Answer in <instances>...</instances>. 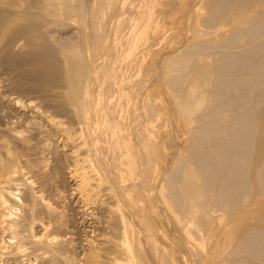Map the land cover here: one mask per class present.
<instances>
[{"label": "bare ground", "instance_id": "obj_1", "mask_svg": "<svg viewBox=\"0 0 264 264\" xmlns=\"http://www.w3.org/2000/svg\"><path fill=\"white\" fill-rule=\"evenodd\" d=\"M158 2L159 0H36L32 7L35 11H29L31 15L28 18H24V12H18L21 20L15 23L10 21L12 24L4 21V23L0 22V60L7 57V60L12 58L17 63H23V67H27L24 65L27 64L28 69L25 72L23 70L25 74L23 72L22 74L28 76L27 78L34 81L35 85L41 87V89L38 88L40 93L38 94L43 100L47 98L50 109L56 108L55 111H52L54 113H45L42 112L43 109L39 111L42 105L37 110L36 106L27 103L22 105L24 107L20 110L31 111L34 114L32 117L38 118V121L33 118L35 121L31 122V116L29 117L31 118L30 121L25 117L24 120L22 117L24 114L19 110L16 113L20 116H15V114L9 118L10 120L8 117L4 120L0 118V264H23L24 261H29L31 264H79L78 259L75 257V252L78 249L77 242H74L75 239L70 237L71 232L69 233L66 230V227L70 224H67L66 215L64 214V208L66 207H64V203L66 202L62 200V193H56L59 189L53 188L57 191H54L51 197L48 193L49 190H52L50 186L55 187L57 184L52 186L54 173L52 177L50 174L54 168L49 167L51 163L47 161L48 156L46 155H52L58 153V151L62 157L57 159H60V163H62L58 167L66 166V176L72 185L71 191L73 192L71 194L77 196L83 209L98 208L106 213H102L108 217V220H104V223L110 222L118 230V233H115L117 231L113 233L116 237L110 232L108 233L107 230L105 233L99 234L100 229H97L99 232L95 229L98 235H102L96 237V242L90 239H87V243L85 242L88 250L93 252V254L89 253L90 256L84 259L85 264H139L136 256L139 254L138 247L140 244L139 238L135 237L134 230L140 229L141 224H137L139 227L136 226V229H134L135 226L133 225L135 224L132 225L130 216L127 215L130 218L127 221L123 215L126 213L125 210L124 213L121 212L120 206L114 207V204L111 203V205L108 200L115 197L116 200L121 199L122 202L124 201L123 203L133 202V194L138 190L136 184L138 182L135 183L134 179H139L140 175H142L144 184H146L147 179V184L152 183H149L150 178L148 176L145 181L143 170H139L138 159L140 157L139 154H135L134 149L136 148L132 144V134L135 131L131 129L133 124L130 126V121H135L136 124L138 119L143 117V121L140 122L139 120L138 122V126L140 125L141 128V130L139 128L140 134L143 136L140 135L139 140L142 141L143 146L139 145V141L138 145L140 148L144 147L143 151L147 149L146 154L149 155H146L147 158L152 153L153 159L147 160L150 161V169L153 168L151 172H157L158 165L155 160L157 151V143L155 142L157 140L153 141V133L156 130L153 128L154 131L152 132L149 125L159 114L154 111L152 105L144 106L142 103L145 102H140L143 106L131 104V102H138L134 100V96L136 95L135 99H137L139 88L138 86V89L133 87L135 92L132 87L130 89L132 91L128 89L130 88L128 86L130 80H126L129 76H126L123 70L125 69V62L133 55L136 48L135 43L143 38V32L150 22V17L154 11L151 14L149 10ZM251 2L261 4L264 7V0H200L201 9L205 10L202 15L201 11L197 13V15H201L197 16L201 23L198 28L200 29L205 25L201 34L202 32L206 34L203 29L208 33L209 29L206 30V27L213 29L218 23H220L218 24L220 27L222 22L225 26L224 21L229 17L231 9L235 8L237 14L243 10L245 13V7L250 8ZM252 3L251 5L254 6ZM128 5H131V8L133 7L136 11L129 16L130 18L128 17L129 19L127 18L128 22L125 20L127 22L125 25L123 23L124 19L118 16L125 11ZM262 6L256 7L260 8ZM234 18L232 17V19ZM112 19L115 21H111ZM189 19L191 20V18ZM190 20L188 21L190 22ZM230 20L231 18H229L227 26L234 24ZM239 21L240 19L237 22L235 20L234 26H230L232 28L229 27L228 30L224 27H220L221 30L219 27L218 30L216 28V32L222 31V28L223 31L226 30L224 33L222 32L221 38H219L221 32L217 33L218 36L216 37L219 38L217 44H215L216 37H213L214 43H212L211 38L206 37L210 33L205 35L206 38H204V35L198 32L196 26L198 30L196 32L198 33L197 37L199 38L201 35L202 38L188 42L181 52L178 51V53L171 55L169 61H167L168 64L165 65L167 66V70L164 68L167 72L165 79L167 82L164 84H169L170 86L166 85V87H170L169 89L176 94L184 91V95L181 96L182 105H180V108L184 114L191 111L195 126L191 130L189 129L190 141L186 147V154L181 159H177V163L173 165L171 171L164 174V178L160 176L164 182H161L162 178H158L160 180L158 181L163 185L160 184V189L157 192L160 196L157 197L160 199L156 196L155 198L163 200L168 211L176 214V217L173 215L175 221L180 219V215L186 216L188 205L195 203L202 217L197 220L196 215H190L191 217L188 219L190 225H188V231H186L195 236L196 234L200 235L201 232L198 226L207 227L209 231V226L212 225L210 221L212 220L209 219L210 221L205 222L207 223L205 224L201 219L206 216L210 217V213L213 214L216 210L218 212L219 210H225L224 212L227 213L232 212L233 215L241 213L240 216L238 214V223L235 222L232 225V227L236 225L233 230L230 227L231 225L228 228L225 227L229 232H233L231 236L232 234L236 235L239 230L237 234L240 237L234 242L236 244L229 251L230 253L227 252L229 253L228 257L232 256V259L223 264H264V202L262 201L264 196V9ZM110 22L115 23L113 27ZM109 23L111 24L110 27ZM187 25L189 26L188 22ZM123 27L126 29L125 31H123ZM68 28L75 29V34L68 31L72 33L69 38L67 37L68 39L66 38L68 42L66 44L64 42V48L56 47L55 44L60 46L62 40L59 41L61 36L59 35L60 37L56 38L55 34L62 32L66 34L67 32L63 30H69ZM192 28L194 29V26ZM127 29L129 32H127ZM17 49H24L29 57L25 55H23L24 58L21 57L23 52L21 53ZM16 50L21 53L20 58ZM58 54L59 56L65 55L66 61L76 66L75 70L71 71L72 73L65 66L66 70L69 69V71L66 72L65 68L62 69L64 71L63 77H65L64 84L54 85L47 79V76L45 77L46 65H43V61L56 57ZM209 55L210 57L213 56V59L209 60L208 58L209 61L205 64L203 60ZM166 59L168 60V58ZM66 61H63V64H69ZM59 63V65H62L61 62ZM190 74L193 76V81L187 80ZM163 75H166L165 71ZM164 78L160 80L162 81ZM165 80L163 81L165 82ZM186 81L187 85L190 83L188 87L185 85ZM127 83L128 87L126 86ZM134 86L136 85L134 84ZM1 87L0 89H2ZM185 87L187 90H183ZM32 88L34 89V86ZM196 90H200L198 92L201 93L197 102L200 105L204 104L201 111L194 110L189 103V100L194 97L192 95L196 94ZM185 91L187 92L185 93ZM139 98L141 100V97ZM32 103H35V101H32ZM17 104L19 103L17 102ZM17 104L15 105L16 108ZM48 105L46 108H48ZM59 117L75 120L76 123L74 124H77V127L73 123L71 127L68 125L67 122L70 119L66 124V120H61ZM28 125L31 127H28ZM21 126L28 127L27 132L25 131L26 134L23 133V130H19L18 127ZM32 127L39 134L44 132L45 127L48 128V130L45 129L47 133L44 132L46 135L43 133L42 140L39 142L33 141L37 137H32L34 132L31 135L32 132L29 130L31 128L34 131ZM52 133L59 137L62 144L59 145L58 139H48ZM157 134H155V137ZM48 135L50 136L47 137ZM150 135L153 136H151L152 139ZM43 136H46L45 139ZM138 150H140L138 153L142 152L139 147ZM144 153L140 155H145ZM53 157L51 156L52 159ZM141 162L140 166H142ZM56 163L53 166L58 165ZM49 168H51V173L48 172ZM57 171L54 170L55 173ZM62 173L64 172L62 171ZM61 178L65 179V176ZM155 183L156 181H154ZM61 186L64 185L61 184ZM158 187L154 189L156 190ZM68 194L67 196H70ZM244 202H252L255 206L251 204L252 206L243 209L250 204L242 206ZM79 203L77 202V204ZM190 207L191 210H195L192 209V205ZM196 211L198 210L196 209ZM189 212L188 214H190ZM68 213L72 216L69 211ZM140 214H142V210ZM94 215L97 216V213ZM213 215L215 216V213ZM213 215H211V219L214 218ZM79 216L81 215L79 214ZM182 216L181 218H183ZM142 217V215L138 217L140 218L139 223L144 222ZM249 217L254 218L257 223L250 224L248 222L244 224L246 222L244 219ZM186 218H183L182 221H186ZM225 219L227 220V218ZM241 220L243 221L240 222ZM75 221H78V219L73 222ZM100 221L103 223L102 217ZM80 222L79 224H82ZM72 224L74 223H71V226H73ZM97 224L99 223L97 222ZM214 226L216 227L215 224L212 227ZM88 230L90 229H87L88 235H91L92 233L90 234ZM201 230L204 231V229ZM93 232L95 235V231ZM68 233L70 235H67ZM143 235L142 237L145 236ZM89 237L92 238V236ZM197 238L199 239V236ZM230 239L228 241L225 239L227 242L225 246L230 244ZM154 242L156 243V241ZM208 242L203 236L201 242L197 243L196 246H203L202 249H204ZM83 243L82 245H84ZM155 243L153 248L156 249L158 245L156 246ZM104 246L109 251L108 255H96L97 252L95 253V251L104 250ZM173 254L171 253V255ZM215 261L217 260L215 259ZM140 264L142 263L140 262Z\"/></svg>", "mask_w": 264, "mask_h": 264}, {"label": "rangeland", "instance_id": "obj_2", "mask_svg": "<svg viewBox=\"0 0 264 264\" xmlns=\"http://www.w3.org/2000/svg\"><path fill=\"white\" fill-rule=\"evenodd\" d=\"M35 1L36 0H30V3H29V0L27 1V0H0V17H3V18H1L0 20V22H2V23H4V22H7L8 24L9 23H11V22H17V21H19V20H21V18L19 17V14H18V12H24L25 13V16H24V18L26 19V17L28 18V16H30L31 15V13L29 12V11H35V9L34 8H32L34 5H33V3H35ZM137 1V0H136ZM163 3H162V2ZM159 0V2L156 4V5H154V6H152V8H151V10H149V12L152 14V12H153V14H152V16L150 17V22L147 24V26H146V28H145V30H144V32H143V35H142V37L143 38H141L137 43H135V46H136V48L134 49V52H133V55H131V57H129V59L125 62L126 64H125V69L123 70V72H124V74H126V76H129L128 77V79L126 80V81H129L130 80V82H131V84H133V85H131L130 84V82H128L129 83V85H128V83L126 84V86L128 85V86H130V88H128L129 90L131 89V87L133 88V87H135V88H137V86H138V93H139V95H138V97H137V99H135V94H134V92H135V88H133L132 90L134 91L133 92V94L135 95H133L134 96V100L137 102V103H132L131 102V104H133L134 106H135V104H138V105H141L140 104V102H145V103H142L144 106L145 105H152V108L154 109V111H156L159 115L157 116V117H159V118H157V117H155L156 119H154L153 120V124L151 123L149 126H150V128H152V132L154 131V129L153 128H155V130L157 131V133H156V131H154V137L152 136V135H150V138H151V136L153 137V141L154 140H157L155 143H157V151H156V156H155V160H156V163H157V168H156V170H157V172L155 173V172H151V171H153L152 169L153 168H151L150 169V159L152 158L153 159V157H152V153L150 154L151 156L150 157H148L147 158V156H149V155H147L146 154V152H148V151H146L147 149H144V151L142 150L143 148H140V146H143L142 145V141L141 140H139V138H140V135L142 136V134H140V130H141V128H140V125L138 126V122H139V120H140V122L141 121H143V117H141L140 119H138V122H136V124H135V121H130L129 122V124H130V126L133 124V127H131V129L132 130H134L135 132H134V134H132V144H133V147L134 148H136V149H134L135 151V154H139L138 156L140 157V158H142V159H140L139 157V159H138V161H139V163H138V166H139V170H143V176L145 177V181H146V179H147V176H148V178H150V182L149 183H153V185H152V183L151 184H147L148 183V179H147V182H146V184H144V181H142V175H140L141 177L139 178L138 176V178L139 179H141V180H139V179H134V182L136 183V182H138V183H136L137 184V187H138V192L136 191V193H138V194H136V193H134L133 194V202H128V203H123L122 201H121V199H118V200H116L117 198H115V197H113V199H110V200H108L109 202H110V204L112 203V204H114L113 206L114 207H118V206H120V211L121 212H123L124 213V210H125V212L126 213H124L123 215H124V217H125V219L127 220H130V218H131V221H132V225L133 224H135V225H133V226H135V228L134 229H136V226H137V224H141V226H140V229L138 228V230H141V231H138L137 229L136 230H134L135 231V237L136 238H139V244H140V246L138 247L139 248V254H137V256H136V260H137V262L140 264V262L142 263V264H223L224 262L225 263H227V261H229V260H231L232 258V256L231 257H228L229 256V251L233 248V246H235V244L236 243H234V242H236V240L240 237V235L238 236V234H237V232H239V230L236 232V235L235 234H232V236H231V233H233V232H229V230L227 229L226 230V228H228L230 225V227L232 228V230H233V227H235V226H233L232 227V225H234L235 224V222H237L238 223V220H239V217H238V214H232V212L230 213V212H224L225 210H223V211H221V210H219V212L217 211H215L214 213H215V216L213 215V214H211V215H213L214 216V218L213 219H211V215L209 214V216L210 217H208V216H206L207 217V219H206V217H203L202 219H201V221L203 222L204 221V223L205 222H209L210 220H212V221H210L211 223H212V225H210L209 227V231H210V229H211V231L209 232L208 231V228L207 227H201V226H198V227H200L199 228V231H201L199 234L200 235H198V234H196V236L195 235H193V234H191V233H187L186 231H188L187 229H188V225H190V221H188V219H190V217L191 216H195L196 215V219L198 220L200 217H202L201 215L202 214H200L199 212V208L197 207V205L195 204V203H190V205H188V208H187V213H186V216L184 215V216H182V215H180V219L178 220H176L175 221V217H176V214L175 213H171L170 211H168V208H166L167 206H166V204H164L165 202H163V200H159L160 198V196L157 194V192H158V190L160 189V184H162L163 185V183H161V182H164L163 181V178H164V174H166L167 172H169V171H171L172 170V167H173V165H175V163H177V159L178 158H182L183 157V155H185L186 153V147L189 145V141H190V139H189V129L191 130L194 126H195V123H194V119H193V117H192V114H191V111L190 112H186L185 114H184V112L181 110V108H180V105H182V102H181V96L182 95H184V91L183 90H187V88L185 87L182 91V93H180L179 92V94H178V96H177V94L176 93H174V92H172V90H170L169 88H168V86L166 87V85H169V84H164V83H166L167 81L165 80L166 79V77H167V72H166V70H167V66H165V65H167L168 63H167V61H169V59H170V56L171 55H174V54H176V52L178 53V51L179 52H181V50H182V48H184V45H186L188 42H190V41H193V40H197V39H200V37H201V35L203 34V32H202V34H201V31H202V28H204L205 27V25H204V27H202V28H198V27H200V25H201V23L199 22V20H198V18H197V16H201L202 14H203V12L205 11V10H203V9H201V5H200V0ZM178 3H177V2ZM175 3H177L176 5H175ZM252 3V2H251ZM251 3H250V8H248V6L247 7H245V13L243 14L242 12H238V14L236 13V9L234 10V9H231V13H229V17L224 21L226 24H225V26H223V22H222V26L220 25V27H224L225 29H227L228 30V28L230 27V26H234V24L240 19V21L241 20H243L244 19V17H247V16H249V15H254V14H256L257 12H260V11H263V9H264V7L261 5V4H255V3H252V4H254V6L253 5H251ZM22 4V5H21ZM160 4V5H159ZM162 4V5H161ZM19 5V6H18ZM262 6V7H256V6ZM255 7L256 9L254 10V8L253 7ZM5 7V8H4ZM129 7V8H128ZM128 10H127V8L125 9V11L124 12H122V14L121 15H119L118 17H120V18H123L124 19V21H123V23L126 25V23L128 22V19L130 18L129 16H131L135 11H136V9H134L133 7V9L131 8V5L129 6L128 5ZM157 7V8H156ZM2 8V9H1ZM17 8V9H16ZM154 8H156V9H154ZM248 8V9H247ZM253 8V9H252ZM258 8V9H257ZM132 9V10H131ZM247 9V10H246ZM262 9V10H261ZM4 10V11H3ZM10 10V11H9ZM24 10V11H23ZM26 10V11H25ZM160 10V11H159ZM8 12V13H6V12ZM131 11H133V12H131ZM162 11V12H161ZM202 12L201 13V15H197V13H199V12ZM234 11H235V13H234ZM252 11H257L256 13L255 12H253L252 13ZM10 12H13V13H15V14H13V13H10ZM130 12V13H129ZM232 13H234V14H232ZM129 14V15H128ZM235 14H237V15H235ZM239 14H243V15H239ZM247 16H246V15ZM17 17H16V16ZM234 18V16H235V18L234 19H232V17ZM240 17H239V16ZM245 15V16H244ZM6 16V17H5ZM14 16V17H13ZM124 16H126V18H124ZM191 16V17H190ZM238 16V17H237ZM243 18H242V17ZM129 17V18H128ZM128 18V19H127ZM189 18H191V20L189 19ZM229 18H231V20L230 21H232L233 23H231V24H233V25H228L227 26V24H229ZM236 18H239L238 20L236 19ZM186 19V20H185ZM127 22H126V21ZM188 20H190V22L188 21ZM236 20V22H234V21ZM4 21V22H3ZM11 21V22H10ZM111 21H115V20H111ZM186 21V22H185ZM197 21V22H196ZM228 21V22H227ZM239 21V22H240ZM112 22V23H113ZM187 22H188V24H189V26L187 25ZM111 23V22H110ZM109 23V27L111 26V24ZM200 23V24H199ZM12 24V23H11ZM115 24V23H114ZM114 24H112V27L114 26ZM123 24V25H124ZM218 24H220V23H218ZM218 24H216V26H214L215 28H209V27H206L205 29L206 30H208V33H210V35L207 33V31H205L204 29H203V31H204V33L206 32V34H203L204 36V38H206V37H208V38H211V41H212V43H214L213 41H214V38L213 37H216V36H218V34L217 33H220L219 35V38H221V34H222V32L224 33L225 31H223V28H222V31H220L221 30V28L219 27V25ZM125 25H124V27H125ZM203 25V24H202ZM121 26H122V23H121ZM194 26V29L192 28ZM196 26H197V28H198V30H197V28H196ZM123 27V28H124ZM220 28V32L218 31V32H216L219 28ZM216 28H217V30H216ZM230 28H232V27H230ZM229 28V29H230ZM69 29V28H68ZM110 29H112V28H110ZM211 29H212V31H211ZM123 29L121 28V31H122ZM126 29L124 28V30L123 31H125ZM63 31H66L67 33L65 34L64 32H62V33H57V34H55L56 36V38H59L60 36L63 38H59V41H61V45L60 46H58L57 44H55L56 45V47H63L65 44H66V42H68V38H69V36L71 35V33L73 32L74 34H75V29H72V28H70L69 30H67V29H64ZM68 31H72V32H68ZM200 32V37L198 38L197 37V34L198 33H196V32ZM210 31V32H209ZM127 32H129V30L127 29ZM212 32V33H211ZM217 34H215V33ZM70 33V34H69ZM122 33V32H121ZM195 33V34H194ZM214 33V34H213ZM153 34V35H152ZM209 36H208V35ZM212 34V35H211ZM60 35V36H59ZM155 35V36H154ZM205 35H207L206 37H205ZM213 35H215V36H213ZM59 36V37H58ZM199 36V35H198ZM68 37V38H67ZM183 37H184V39H183ZM196 37V38H195ZM67 38V39H66ZM202 38V37H201ZM213 38V39H212ZM219 38L218 37H216L215 39H216V43L215 44H217V42H219ZM218 39V40H217ZM65 40V41H64ZM182 40V41H181ZM64 42H65V44H64ZM183 43V44H182ZM60 44V43H59ZM64 48V47H63ZM62 48V49H63ZM20 51L21 53L23 52V54H21L20 52H18V51ZM16 50V52H17V55L19 56V58H20V54H21V57L23 56V55H25V56H28L26 53H25V50L24 49H22V50H20V49H17ZM61 50V49H60ZM29 55H31V54H29ZM17 56V57H18ZM25 56H23V58L25 57ZM61 56V55H60ZM59 56V54L56 56V57H53V58H50V59H48L47 61H43V65H46V70H45V77L47 76V79L49 80V81H51L54 85L55 84H58V85H61V84H64L63 83V81L65 80V77H63V73H64V71L62 70V69H64L65 68V66L67 67V68H69L70 69V72L73 70H75V66L76 65H71L72 63H70V62H68V61H66V57H64L65 55H63V56H61L60 57ZM29 57V56H28ZM59 57H60V59H59ZM64 57V58H63ZM213 56H211L210 57V55H209V57H207L206 59L204 58V63L206 64L207 63V61H209V60H212L213 58H212ZM165 60H164V59ZM166 58H168V60L166 59ZM208 58H209V60H208ZM211 58V59H210ZM10 59H12V58H10ZM9 58H8V60H7V57H3L1 60H3V61H1L0 60V86H2L1 88L2 89H0V118L2 119V120H4V119H7V117H8V119L10 118V117H13L15 114V116H20V115H17V113H16V111H20L21 113H23L24 114V116H22L23 117V119H24V117H25V119H27V120H29L30 121V119H31V122H33V121H38V118H36V117H32V116H34V114L33 113H31V111H26L25 112V110H20V108H23L24 106H22V105H24V104H27V103H30L31 105L33 104L34 106H36L37 107V110H38V108H39V106L40 105H42V106H40V108H39V111H41L42 109V112H49V113H54V112H52V111H55L56 110V108H51L50 109V106L48 105V103H47V98H46V100H43V98L41 99V97H40V93L38 92V88L39 89H41V87H39V86H37V85H35L34 84V81H31V79L30 78H27L28 76H24L23 74H25L24 72H25V70H27L28 69V65L27 64H24V65H26L27 67H23L22 65H23V63H20V62H15L13 59L12 60H10ZM58 59V60H57ZM62 59H64V60H62ZM60 60H62V61H60ZM14 61V62H13ZM63 61L65 62H67V63H69V64H63ZM165 61V62H164ZM206 61V62H205ZM13 62V63H12ZM59 62H61V64L62 65H59L60 63ZM11 63V64H10ZM53 63V64H52ZM55 63V64H54ZM6 64V65H5ZM10 64V65H9ZM15 64V65H14ZM17 64H19V65H17ZM73 64H75V63H73ZM209 64V63H208ZM3 65V66H2ZM40 65V64H39ZM69 67H68V66ZM164 65V66H163ZM2 66V67H1ZM4 66H5V68H4ZM7 66V67H6ZM10 66V67H9ZM21 66V67H20ZM64 66V67H63ZM72 66V67H71ZM15 67V68H14ZM58 67V68H57ZM74 67V68H73ZM10 68V69H9ZM59 68H61V69H59ZM166 70H165V69ZM12 69V70H11ZM69 69L68 70H66V68L64 69V70H66V72L67 71H69ZM165 71V73H166V75H163V73H164V71ZM14 70V71H13ZM23 70H24V72H23ZM161 70H162V72H161ZM13 71V72H12ZM9 72V73H8ZM22 72H23V74H22ZM157 72H160V73H157ZM6 73V74H5ZM72 73V72H71ZM23 75V76H22ZM137 75H139V76H137ZM141 75V76H140ZM143 75V76H142ZM159 75H160V77H159ZM191 75V74H190ZM190 75L187 77L188 79L187 80H191V81H193V76L191 75V77H190ZM238 75V74H237ZM6 77V78H5ZM165 77V78H164ZM161 78H164V79H162V81L160 80ZM138 79V80H137ZM142 79V80H141ZM158 79H159V81H158ZM163 80H165V82L163 81ZM167 80H168V78H167ZM3 81V82H2ZM138 81V82H137ZM5 82H6V84H5ZM8 82V83H7ZM33 82V83H32ZM137 82V83H136ZM140 82V83H139ZM13 83V84H12ZM134 84L136 85V86H134ZM143 84V85H142ZM189 84L190 83H188V85H187V81L185 82V85H187V87L189 86ZM8 85V86H7ZM10 85H11V87H10ZM34 86V89L32 88ZM127 86V87H128ZM144 86V87H143ZM170 86V85H169ZM6 89H5V88ZM10 88H11V90H10ZM21 88V89H20ZM32 89V90H31ZM141 89V90H140ZM199 89V88H198ZM28 90V91H27ZM63 90V89H62ZM132 90H130V91H132ZM197 91V90H196ZM198 91H200V90H198ZM197 91V92H198ZM17 92V93H16ZM146 92H148V93H146ZM150 92V93H149ZM171 92V93H170ZM187 91H185V93H186ZM196 92V94H194V95H192V97L193 98H191L190 100H189V103H190V105H191V107L195 110H197V111H201L202 109H203V105H200L197 101H198V99H199V95H201V93L200 92H198L197 93ZM8 93V94H7ZM29 93V94H28ZM39 93V94H38ZM173 93V94H172ZM14 94H15V96H14ZM25 94V95H24ZM26 94H28V95H26ZM34 94H36V95H34ZM38 94V95H37ZM176 94V95H175ZM181 94V95H180ZM3 95V96H2ZM7 95V96H6ZM10 95V96H9ZM145 95V96H144ZM149 95H151V96H149ZM13 96V97H12ZM32 96V97H31ZM177 96V97H176ZM4 97V98H3ZM9 97V98H8ZM11 97V98H10ZM14 97H16V98H14ZM30 97V98H29ZM139 97H141V100H140V98ZM37 99V100H34V99ZM142 98H143V101H142ZM146 98V99H145ZM9 99V100H8ZM13 99H15V100H13ZM29 99V100H28ZM144 99H145V101H144ZM149 101H148V100ZM31 100V101H30ZM4 101V102H3ZM9 101V102H8ZM26 101V102H25ZM32 101L34 102L35 101V103H32ZM147 101H148V103H147ZM17 102L21 105V107H20V105L19 104H17ZM21 102H22V104H21ZM44 102V103H43ZM11 103V104H10ZM47 103V104H46ZM2 104V105H1ZM17 104V108H16V105ZM38 104V105H37ZM44 104H46V105H44ZM32 105V106H33ZM48 105V108L51 110V112H50V110L48 109V108H46V106ZM143 105H141V106H143ZM14 106H15V109H14ZM41 107H43V108H41ZM5 108V109H4ZM19 108V109H18ZM9 109H11V110H9ZM45 109V110H44ZM53 109V110H52ZM55 109V110H54ZM3 110V111H2ZM47 110V111H46ZM15 111V112H14ZM25 113H24V112ZM2 112V113H1ZM8 112V113H7ZM7 113V114H6ZM12 113V114H11ZM11 114V115H10ZM28 114H29V116H28ZM31 114V115H30ZM3 116H5L4 118H2ZM28 118H27V117ZM31 116V118H29ZM33 118L35 119V120H33ZM61 118V120H63L64 119V121H65V123L70 119V118H63V117H59V119ZM147 118V117H146ZM24 119V120H25ZM10 120V119H9ZM70 121H72L71 123H70ZM70 121L69 122H67L68 123V125H70V127L74 124V123H76L75 122V120H73V119H70ZM159 121V122H158ZM158 122V123H157ZM66 123V124H67ZM73 123V124H72ZM155 124V125H154ZM67 125V126H68ZM76 125V127H77V124H74V126ZM136 127H135V126ZM154 125V126H156V127H152V126ZM28 127H31L30 125H28ZM28 127H24V126H21V127H18L19 128V130L20 131H22L23 130V133H25L26 134V130L28 129ZM69 127V126H68ZM136 129H135V128ZM33 128V127H32ZM73 129L75 128V127H72ZM138 128V129H137ZM139 128H140V130H139ZM34 129V128H33ZM45 129L46 130H48V128L47 127H45ZM45 129L43 130L45 133H47V131H45ZM76 129V128H75ZM29 130H31V135L33 134V132H34V135L32 136V137H37V138H34V140L33 141H40V140H42V135H44L43 133H40L41 134V136H40V134L38 133V132H35V129H34V131H32V129L31 128H29ZM131 130V131H132ZM26 131V132H25ZM137 131V132H136ZM35 133H36V135H35ZM132 133H133V131H132ZM137 133V134H136ZM39 134V135H38ZM53 134V133H52ZM51 134V136L50 135H48L47 137H49L50 136V138H48V139H51V138H55L56 140L58 139L59 140V137L57 136V135H52ZM136 134V136H134ZM155 134H157L156 135V137H155ZM46 135V134H45ZM159 135V136H158ZM39 137V138H38ZM45 137L46 136H43V138L45 139ZM138 139H136V138ZM143 137V136H142ZM141 137V139H143ZM158 137V138H157ZM37 139V140H36ZM39 139V140H38ZM47 139V138H46ZM136 139V140H135ZM152 139V138H151ZM189 139V140H188ZM188 140V141H187ZM134 141H136V142H134ZM138 141H139V145H138ZM141 141V142H140ZM134 143H136V144H134ZM141 143V144H140ZM52 144V143H51ZM55 144V143H54ZM60 144H62V142H61V140H59V145ZM134 145H136V146H138L139 147V149H141L142 150V152L145 154V155H140V154H143L142 152H140V153H138V151H140V150H138V147H135ZM172 145V146H171ZM51 147H52V145H51ZM165 147V148H164ZM158 152V153H157ZM60 152L58 151V153L56 152V153H53L52 155H50V154H48V155H46V156H48V158H49V155H50V158H51V156L53 157L54 155L56 156V161H55V156L53 157V159L51 158H47V161H49L48 162V164H50L49 165V167H51L52 166V169L53 170H51V168H49V170H48V172H50L51 173V171H53L51 174H50V176L52 177V174H53V176H54V180H53V183H52V186H54V185H56L55 187H51L50 186V189L52 188V190H49L50 192H48L49 193V196L51 197L53 194V192L55 191H57V190H55V189H59L56 193H58L59 192V194L60 193H62V200H63V202L65 201L66 203H64V214L66 215V219H67V224L68 223H70V224H68V226L66 227L67 229V232H71V236L70 237H72L73 239H75V240H73L74 242L76 241L77 242V245H78V249H77V254H76V252H75V257L78 259V262H79V264H85V261H84V259H86L88 256H90L89 255V253H91V254H93V252L92 251H90V250H88V248H87V246H86V243H87V239H90V240H95V242H96V237L97 236H101L103 233H105L106 232V230H107V232L109 233L110 232V234H112V235H115V234H113L115 231H117V232H115V233H118V230H117V228L115 229L114 227H113V225L110 223H107L106 222V224L104 223V220L105 221H107L108 220V217L106 216V215H103V214H106V213H104L102 210H99L98 208H95V209H91V210H88V209H83L82 207H81V203H79V201H78V199H77V196H73L72 194H71V192H73V191H71L72 189H71V182L70 181H68V178H67V176H66V171H67V169H66V166H60V167H58L60 164L62 165V163H60L61 162V153L59 154ZM58 154V155H57ZM157 154H158V157H157ZM147 155V156H146ZM142 156V157H141ZM143 156H144V161H146V162H144L143 161ZM160 156V157H159ZM60 157V159L59 160H57L58 158ZM146 157V158H145ZM147 159H149V160H147ZM52 160V161H51ZM58 161V162H57ZM142 161V162H141ZM147 161H148V163H147ZM159 161H161V162H159ZM167 161V162H166ZM53 162V163H52ZM57 162V163H56ZM140 162L142 163V166H140L141 164H140ZM58 164V165H54L53 166V164ZM144 163V164H143ZM165 163V164H164ZM146 164H147V166H146ZM150 166V167H149ZM57 167V168H56ZM159 167V168H158ZM61 168H62V171L65 173V175H64V173H62V171H61ZM141 168V169H140ZM142 168H144V169H142ZM58 171H57V170ZM60 169V170H59ZM147 169V170H146ZM149 169V170H148ZM158 169H160V170H158ZM51 170V171H50ZM54 170L55 171H57L56 173L54 172ZM165 170V171H164ZM168 170V171H167ZM59 171H61V172H59ZM147 173H148V175H147ZM150 173V174H149ZM152 173H154L153 174V176H152ZM59 174V175H58ZM60 174H63V175H60ZM151 175V176H150ZM157 175V176H156ZM57 178H59V179H61V180H59V179H57ZM63 176H65V179L63 180L61 177ZM150 176V177H149ZM157 178H156V177ZM159 176V177H158ZM160 176H162L161 178H162V181L161 182H159L160 180L158 179V178H160ZM136 177V178H137ZM152 177H154V178H152ZM152 178V179H151ZM160 178V179H161ZM157 179V180H156ZM63 180V181H62ZM139 180V181H138ZM156 181V186H155V184H154V181ZM159 180V181H158ZM200 180H201V178L198 180L199 182H200ZM65 181V182H64ZM141 181V182H140ZM159 182V184H158V182ZM56 182V183H55ZM61 182V184L62 185H64V186H61V184H59ZM63 182V183H62ZM66 183V184H65ZM70 183V184H69ZM139 185V186H138ZM145 185V186H144ZM148 185V186H147ZM68 186V187H67ZM150 186V187H149ZM152 186V187H151ZM155 186V187H154ZM159 186V187H158ZM59 187V188H58ZM60 187H61V190H60ZM64 187V188H63ZM145 187V188H144ZM157 188L158 187V189H154V188ZM53 188H55L54 190H53ZM70 188V189H69ZM143 188V189H142ZM146 188H147V190H146ZM153 189V190H150V189ZM64 191H63V190ZM66 189H68V190H66ZM70 190V192H68ZM150 192H149V191ZM62 191V192H61ZM152 191V192H151ZM156 193H155V192ZM65 192H66V194H65ZM64 193V194H63ZM70 194V196H67V194ZM68 194V195H69ZM141 194V195H140ZM137 195V196H136ZM139 195V196H138ZM63 196H65V197H63ZM71 196H73L72 198H71ZM155 196L157 197V196H159V197H157V198H159V199H157V198H155ZM70 197V198H69ZM139 198V199H138ZM263 199V200H262ZM262 201L264 202V196L262 197ZM120 200V201H119ZM140 200V201H139ZM144 200V201H143ZM69 201V202H68ZM71 201V202H70ZM115 203H114V202ZM118 201V202H117ZM77 202L79 203V204H77ZM108 202V203H109ZM122 202V203H121ZM137 202H139V204H137ZM147 203V204H145V203ZM73 203H74V205H73ZM75 203H76V205H75ZM246 203V204H245ZM250 202H244L243 203V205L242 206H244V205H247V204H249ZM111 204V205H112ZM117 204V205H116ZM119 204V205H118ZM125 204V205H124ZM127 204V205H126ZM142 204H143V206H142ZM255 206L254 205V203H250L249 204V206H246V207H244L243 209H247L248 207H250V206ZM255 204H256V202H255ZM259 204V203H258ZM70 206V207H68V206ZM122 205H123V207H122ZM129 205V206H128ZM139 205V206H138ZM148 205H150V206H148ZM193 206L192 207V209H195V210H191V207L190 206ZM196 205V207L194 208V206ZM81 208H80V207ZM147 206V207H146ZM166 206V207H165ZM241 206V207H242ZM259 206V205H258ZM140 207H141V210H142V214H140L141 213V210H140ZM67 208V209H66ZM73 208H76V209H72ZM127 208H129V209H127ZM137 208V209H136ZM138 208H139V210H138ZM145 208V209H144ZM66 209V210H65ZM70 209V210H69ZM78 209V210H77ZM82 211H81V210ZM121 209H123V210H121ZM127 209V210H126ZM196 209L198 210V211H196ZM72 210V211H71ZM76 210V211H75ZM86 212H85V211ZM189 210H191V212H189ZM67 211V212H66ZM68 211L70 212V214H72V216L71 215H69V213H68ZM79 211V212H78ZM80 211H81V213H80ZM85 213H84V212ZM88 211H89V213H88ZM93 211H95V212H93ZM97 211V212H96ZM100 211V212H99ZM194 211H196V212H194ZM221 211V212H220ZM67 214H66V213ZM188 212L190 213V214H188ZM198 212V214H196ZM223 212V213H222ZM73 213L76 215H74L73 216ZM82 216H84V217H81V216H79V214ZM88 213V215L86 216V214ZM91 213H94V214H96L97 213V216L96 215H94V214H91ZM100 213V214H99ZM103 213V214H102ZM89 214H90V217H89ZM100 216H99V215ZM172 214V215H171ZM230 214V215H229ZM241 214V213H240ZM240 214H239V216H240ZM93 217H92V216ZM103 215V216H102ZM127 215H129L130 216V218H128V216ZM142 215L143 217L142 218H144V222L143 223H139L140 221V218H138V217H140V216ZM175 217H174V216ZM187 215H188V217H187ZM191 215V216H190ZM197 215H198V217H197ZM226 215V216H225ZM79 216V217H78ZM97 218H96V217ZM105 216V217H104ZM138 216V217H137ZM181 216L183 217V218H186L187 220L185 221V220H183L182 221V219L183 218H181ZM69 217H71V218H69ZM72 217H73V219L75 220H77L78 219V221H75V222H73L74 220L72 219ZM75 217H77V218H75ZM87 217V218H86ZM95 217V219H93ZM101 217H102V222L103 223H101ZM136 217V218H135ZM230 217V218H229ZM99 218V219H98ZM105 218V219H104ZM133 218V219H132ZM225 218H227V220L225 219ZM237 218V219H236ZM72 219V220H71ZM83 219V220H82ZM86 221H85V220ZM90 219V220H89ZM97 219V220H96ZM107 219V220H106ZM191 219H193V218H191ZM210 219V220H209ZM216 219V220H215ZM225 219V220H224ZM89 220V221H88ZM93 220V221H92ZM127 220V221H128ZM213 220H214V222H213ZM244 220H246V222H244V224L245 223H250V224H253L254 222L255 223H257L256 221H255V219L254 218H252V217H249V218H246V219H244ZM69 221H71V222H69ZM81 221V222H80ZM84 221V222H83ZM99 223V224H101V225H99V224H97V222ZM178 221V222H177ZM180 221V222H179ZM188 221V222H187ZM243 220H241L240 222H242ZM79 222L80 223H82V224H79ZM89 222V223H88ZM96 222V223H95ZM216 222V223H215ZM71 223H74V224H72L73 226H71ZM95 225V227H93L94 225ZM129 223H130V221H129ZM183 223V224H182ZM189 223V224H188ZM222 223V224H221ZM254 223V224H255ZM90 224V225H89ZM97 224V225H96ZM131 224V223H130ZM144 224H145V226H144ZM205 224H207V223H205ZM213 224H215L216 225V227L214 226V227H212L213 226ZM74 225H77V226H75L74 227ZM89 225V226H88ZM106 225V226H105ZM112 225V226H111ZM143 225V226H142ZM238 225V224H237ZM85 226V227H84ZM88 228H87V227ZM205 226V225H204ZM73 227V228H72ZM77 227V228H76ZM81 227V228H80ZM101 227H104L105 228V230H103L104 228H101ZM109 227V228H108ZM137 227H139V226H137ZM153 227V228H152ZM226 227V228H225ZM70 228V229H69ZM94 230H93V229ZM107 228V229H106ZM143 228V229H142ZM206 228V229H205ZM83 231H81V230ZM84 229V230H83ZM85 229H86V232H85ZM87 229H90V230H88L89 231V233L91 234V235H88V232H87ZM97 229H100L98 232H99V234L100 233H102L101 235H98V232L96 231ZM108 229H109V231H108ZM151 229V231H153V232H151V231H149V230ZM201 229H204V231H202ZM213 229V230H212ZM230 229V228H229ZM69 230V231H68ZM74 230V231H73ZM77 230V231H76ZM79 230V231H78ZM206 230V231H205ZM231 230V229H230ZM93 231H95V235H94V232ZM223 231H225V232H223ZM228 231V232H227ZM73 232V233H72ZM75 232V233H74ZM81 232V233H80ZM97 232V233H96ZM139 232H141L140 233V235H139ZM157 232V233H156ZM203 232V233H202ZM208 232V233H207ZM212 232V233H211ZM241 232V231H240ZM67 234V235H70V234ZM202 233V234H201ZM229 233V234H228ZM72 234H74V235H72ZM76 234V235H75ZM97 234V235H96ZM145 236H144V235ZM205 234V235H204ZM206 234H207V236H206ZM209 234H211V235H209ZM227 236H226V235ZM82 235V236H81ZM142 235L144 236V237H142ZM230 237H229V236ZM89 236H92V238L91 237H89ZM116 236V235H115ZM141 236V237H140ZM159 236V237H158ZM197 236H199V239L197 238ZM204 236V238L206 239V242H208L205 246H204V249H202L203 248V246L201 247H197L196 246V244L197 243H200L201 242V238ZM208 237V238H206V237ZM80 239V241H79V239ZM117 237V236H116ZM152 237V239H150V238ZM201 237V238H200ZM226 237V238H225ZM84 238V239H83ZM94 238V239H93ZM155 238V239H154ZM226 239V241H228L230 238V241H229V245H227V246H225L226 245V241H225V239ZM229 238V239H228ZM143 239V240H142ZM144 239H145V241H144ZM149 239V240H148ZM154 239V240H153ZM85 240V241H84ZM146 240H148V241H146ZM150 240H152V241H150ZM84 243H83V242ZM154 241H156V243L154 242ZM78 242H80L81 244L79 245V243ZM86 242V243H85ZM82 243L86 246H84V245H82ZM154 243H155V245L157 246V248L155 249V248H153V245H154ZM105 244V243H104ZM224 244V245H223ZM145 245V246H144ZM147 245H148V247H147ZM83 246V247H82ZM156 246H154V247H156ZM161 246V247H160ZM222 246H223V248H222ZM76 247V246H75ZM207 247V248H206ZM224 247H226L225 249H224ZM231 247V248H230ZM87 248V249H86ZM106 247L104 246L103 247V249L104 250H102L101 249V251H99V250H97V251H95V253H96V255H108V253H109V251L107 250V249H105ZM164 250H163V249ZM193 248H194V250H193ZM230 248V249H229ZM80 249V250H79ZM81 249H82V251H81ZM166 249V250H165ZM222 249H223V251H222ZM85 250H87V251H85ZM155 250V251H154ZM170 250V251H169ZM172 250V251H171ZM199 250V251H198ZM85 253H84V252ZM89 251V252H88ZM147 251V252H146ZM157 251V252H156ZM159 251V252H158ZM167 251V252H166ZM192 251V252H191ZM80 252V253H79ZM88 252V253H87ZM153 252V253H152ZM227 252H229V253H227ZM79 253V254H78ZM83 253V254H82ZM99 253V254H98ZM158 253V254H157ZM164 253V254H163ZM171 253H174L173 255H171ZM193 253H195V254H193ZM220 253V254H219ZM222 253V254H221ZM85 254H86V257H85ZM155 254V255H154ZM77 255H79L78 257H77ZM81 255V256H80ZM95 255V254H94ZM153 255H154V257H153ZM158 255V256H157ZM162 255H164V256H162ZM84 256V257H83ZM172 257V259H171V257ZM202 256V257H201ZM219 256V257H218ZM80 257H81V259H80ZM83 257V258H82ZM162 257H163V259H162ZM155 258V259H154ZM164 258H165V260L167 261H165L164 260ZM218 258V259H217ZM224 258V259H223ZM83 259V260H82ZM150 259V260H149ZM158 259V260H157ZM171 259V260H170ZM174 259V260H173ZM215 259L217 260V261H215ZM226 259V260H225ZM79 260H81V261H79ZM142 260V261H141ZM151 260H152V263H151ZM160 260H161V262H160ZM240 260V259H239ZM158 261V262H157ZM164 261V262H163ZM177 261V262H176ZM25 262V263H24ZM23 262V264H31V262H29V261H24ZM81 262V263H80ZM163 262V263H162Z\"/></svg>", "mask_w": 264, "mask_h": 264}]
</instances>
